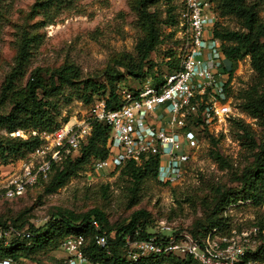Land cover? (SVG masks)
<instances>
[{"label": "trees", "instance_id": "1", "mask_svg": "<svg viewBox=\"0 0 264 264\" xmlns=\"http://www.w3.org/2000/svg\"><path fill=\"white\" fill-rule=\"evenodd\" d=\"M80 1L34 0L26 17V20L31 23L15 27L17 54L13 67L0 87V166H8L32 155L36 149L45 144L43 134H53L60 128L57 121L59 99L66 91L72 92L71 95H75L86 105L103 101L106 109L113 110L122 104L118 85L125 78L138 82L149 78L154 85L163 82L164 75L154 73L153 66L149 65L148 60L151 53L162 42V26L174 27L178 21L173 14L174 7L168 8L166 20L160 19L158 11L155 10L160 0H129L132 11L137 14L143 37L137 42L134 54L123 53L112 60L111 66L100 75L102 82H97L94 78H84L80 69L73 64H64L55 69H32L33 55L42 44L43 35L40 31L55 24L66 14H78ZM203 1L210 4L211 12L216 15L213 36L222 42L231 75L236 63L246 57L249 58L250 67L255 75L252 85L238 98L241 100L240 109L255 120L259 133L253 131L250 125L241 120H232L243 146L251 153L252 161L238 177L239 189L215 190V201L206 218L209 227L205 228L201 225L202 230L191 232V234H206L212 228H216V234L230 235L232 229L222 216L228 207H232L238 201H250L255 208L264 204V18L260 15L259 2ZM10 9L9 6L2 8L0 0V22L3 26L6 18L10 16ZM217 18H233L238 27L234 30L225 28L218 23ZM166 58L164 65L169 71L168 75L178 69L179 60L175 59L174 52L171 50ZM67 100L70 101L71 98ZM89 123L90 135L80 144L79 149L68 154L62 151L67 154L65 159L51 163L49 176L53 172L54 175L48 177L46 193H55L71 177L91 169L93 159H105L108 156L109 127L93 119H90ZM18 131L24 137L11 136ZM204 136L209 138L214 149L211 157L222 169L228 168L226 159L215 149L218 140L211 137L207 130ZM157 164V158L149 157L141 163L126 161L121 165V176L127 178L131 185L134 206L137 205L138 194L147 182L154 180L161 186H169L160 184L156 180ZM37 184L38 182L35 185ZM103 191L106 194L107 187ZM94 221L97 227L93 226ZM10 227L28 234L29 237L1 238L0 261H32L39 253L48 254L62 250V244L66 240L81 237L84 240L83 255L88 264H158L162 262L197 264L191 258L177 254L149 255L137 262L127 257V238L134 242L146 241L156 236L152 232L153 223L150 216L144 210L133 212L126 224L114 228L109 226L106 215L99 209H92L86 213L57 209L42 228H35L32 225L24 228L10 222L0 223V228L3 230ZM254 227L258 228L259 232L255 239H259L260 243L253 250L250 249L245 258L263 261L264 217ZM100 236L105 238L104 247L96 243ZM34 262L37 263V261Z\"/></svg>", "mask_w": 264, "mask_h": 264}, {"label": "rangeland", "instance_id": "2", "mask_svg": "<svg viewBox=\"0 0 264 264\" xmlns=\"http://www.w3.org/2000/svg\"><path fill=\"white\" fill-rule=\"evenodd\" d=\"M250 1L260 3V15L264 18V0ZM33 2L34 0H1V7L9 6L11 12L4 21V26L0 22V87L13 67L17 54L15 27L31 23L26 17ZM169 7L175 8L173 14L178 24L174 27L162 26V42L148 60L149 65L153 66V72L164 76L169 72L164 65L168 52L173 51L175 59H179L186 37L183 0H160L155 10L161 20H166ZM79 11L78 14L62 16L55 24L40 31L43 35L42 44L33 55L32 69H55L64 64H73L80 69L84 78H94L97 82H102L100 75L111 66L114 58L123 53L134 54L135 46L143 33L129 0H81ZM217 21L231 30L238 27L233 18H217ZM254 78L248 57L236 63L227 98L232 114L224 122L215 123L210 130L211 137L218 140L215 149L226 159L228 168L222 169L214 161L211 157L214 150L212 144L208 137L202 136L183 179L171 186H161L154 180L147 182L138 194L135 206L130 182L121 176L120 169L113 174L103 173L97 176L89 168L71 177L55 193H46L49 179L39 180L22 197L12 201H0V223L10 222L24 228L29 225L42 228L57 209L75 213L99 209L106 215L109 226L114 228L126 224L133 212L144 210L153 223V233H158L161 226L169 227L171 231L188 233L202 230L201 225L208 228L206 218L215 201V190L239 189L238 177L252 161L251 153L243 146L232 120H241L259 133L255 120L240 109L241 100L238 98L252 85ZM147 82L154 84L149 78L141 82L125 78L118 85V91H133ZM71 94L68 90L59 99L57 121L61 129L81 126L92 119L91 108L94 103L86 105ZM70 98V101L67 100ZM46 135L48 134H43L42 137ZM44 140L51 147L54 143L53 134H49ZM66 155L61 152L60 160L65 159ZM39 161L30 155L8 166H0V181L4 175L12 176L26 165L32 171V167L35 169ZM53 175L54 172L48 177ZM105 187L106 194L103 191ZM222 216L235 233L249 231L264 217V204L255 208L250 201H238L228 207ZM259 243V239L251 237L249 248L253 250ZM66 256L60 249L48 254L39 253L32 261L24 260L21 263L59 264Z\"/></svg>", "mask_w": 264, "mask_h": 264}, {"label": "built area", "instance_id": "3", "mask_svg": "<svg viewBox=\"0 0 264 264\" xmlns=\"http://www.w3.org/2000/svg\"><path fill=\"white\" fill-rule=\"evenodd\" d=\"M183 3L186 37L180 49L178 69L165 75L159 85L147 82L133 91L120 89L122 104L116 109H106L103 101L92 105V119L110 129L108 156L92 160L91 172L95 175L113 174L126 161L141 163L155 157L156 180L174 185L183 179L205 131L210 132L215 123L224 122L232 114L227 100L232 75L222 42L213 36L216 15L203 0H183ZM90 132L89 122L56 130L51 147L45 143L32 154L40 160L35 169L32 167L31 171L26 165L12 176L1 178L0 201L15 199L39 180H47L51 163L60 160L62 151L76 152ZM11 136L24 137L19 131ZM92 224L97 227L95 221ZM258 232L253 227L249 231L220 235L212 228L206 234H191L161 226L149 240L132 242L127 238L126 255L134 262L149 255L177 254L197 264H264V260L245 258L250 251L249 241ZM10 236L29 237L12 227L0 228V239ZM96 243L104 247L105 238L98 237ZM83 244L81 237L66 240L62 250L67 256L60 264H88ZM0 264L24 263L2 260Z\"/></svg>", "mask_w": 264, "mask_h": 264}, {"label": "crops", "instance_id": "4", "mask_svg": "<svg viewBox=\"0 0 264 264\" xmlns=\"http://www.w3.org/2000/svg\"><path fill=\"white\" fill-rule=\"evenodd\" d=\"M32 264V263H31Z\"/></svg>", "mask_w": 264, "mask_h": 264}]
</instances>
